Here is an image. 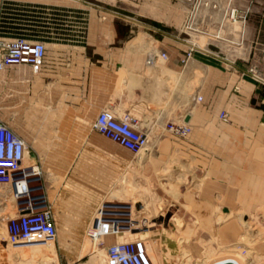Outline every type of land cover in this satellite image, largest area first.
Returning <instances> with one entry per match:
<instances>
[{
	"label": "crops",
	"instance_id": "obj_1",
	"mask_svg": "<svg viewBox=\"0 0 264 264\" xmlns=\"http://www.w3.org/2000/svg\"><path fill=\"white\" fill-rule=\"evenodd\" d=\"M179 3L182 19L137 24L129 6L111 0H0V39L46 44L40 70L0 69V119L41 165L58 216L84 220L70 230L87 228L125 166L92 126L103 108L153 127L189 122L186 136L169 132L173 149L203 161L224 191L264 204V0H204L190 27L194 1ZM159 49L168 61L149 65Z\"/></svg>",
	"mask_w": 264,
	"mask_h": 264
},
{
	"label": "rangeland",
	"instance_id": "obj_2",
	"mask_svg": "<svg viewBox=\"0 0 264 264\" xmlns=\"http://www.w3.org/2000/svg\"><path fill=\"white\" fill-rule=\"evenodd\" d=\"M111 1L122 10L119 6H129L137 24L153 21L150 17L179 20L186 13L180 0ZM140 123L149 134L141 151L128 150L105 136L107 140H103L125 165L109 199L115 189H120L115 198L124 202L122 222L131 228L114 235L145 238L156 264H218L227 260L264 264V204L238 197L235 191H224L203 161L173 149L177 140L166 124L153 127L143 119ZM16 211L9 188L0 184V264H108L105 245L113 235L98 243L88 237L84 225L70 230L69 222L84 220L58 216L57 207L54 211L60 222L54 240L12 244L6 226ZM29 248L41 253H31Z\"/></svg>",
	"mask_w": 264,
	"mask_h": 264
},
{
	"label": "built area",
	"instance_id": "obj_3",
	"mask_svg": "<svg viewBox=\"0 0 264 264\" xmlns=\"http://www.w3.org/2000/svg\"><path fill=\"white\" fill-rule=\"evenodd\" d=\"M194 1L187 26H192L195 9L204 0ZM217 6V4H214ZM228 19L239 17L237 7L228 4L225 9ZM241 17V16H240ZM188 50L183 60L192 53ZM46 54L43 40H30L17 37L10 40L0 39V69L10 64L29 63L35 71L40 70ZM169 59L165 50H156L148 54L149 65H161ZM251 71L256 73L254 68ZM201 98V96H199ZM221 117H226L225 111ZM92 126L106 137L118 142L131 151L140 150L145 141L146 133L140 119L125 112L116 114L109 108H103ZM166 128L179 136H186L192 129L185 120L169 121ZM28 148L25 139L8 123L0 119V184L9 188L16 201V214L7 220L8 240L12 244L54 240L57 236V223L54 205L49 198L42 179V167L39 163L27 161ZM124 202L117 198L102 201L86 228V234L98 243L104 237L114 235L131 224H124L122 219L126 210ZM108 264H156L149 252L147 240L143 237L117 239L106 245Z\"/></svg>",
	"mask_w": 264,
	"mask_h": 264
},
{
	"label": "bare ground",
	"instance_id": "obj_4",
	"mask_svg": "<svg viewBox=\"0 0 264 264\" xmlns=\"http://www.w3.org/2000/svg\"><path fill=\"white\" fill-rule=\"evenodd\" d=\"M148 139H149V136H148V134L146 135V138H145V141H144V143L142 144V146H141V148H140V151L144 148V147H146V145H147V143H148ZM111 234H109V235H107V236H110ZM107 236H105V237H107ZM89 237V236H88ZM104 237V238H105ZM90 238V237H89ZM90 239H92V238H90ZM96 240V239H95ZM49 241H51V240H49ZM42 242H45V241H37V242H34V243H42ZM46 242H48V241H46ZM26 249V248H25ZM29 252H31V253H33V252H36V251H41V250H39V249H37V248H29V250H28ZM27 251V252H28ZM28 252V253H29ZM41 253V252H40Z\"/></svg>",
	"mask_w": 264,
	"mask_h": 264
},
{
	"label": "water",
	"instance_id": "obj_5",
	"mask_svg": "<svg viewBox=\"0 0 264 264\" xmlns=\"http://www.w3.org/2000/svg\"><path fill=\"white\" fill-rule=\"evenodd\" d=\"M218 264H238L235 260H227V261H224V262H220Z\"/></svg>",
	"mask_w": 264,
	"mask_h": 264
}]
</instances>
